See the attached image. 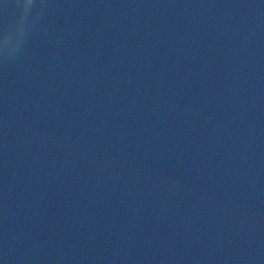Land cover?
<instances>
[{
    "label": "water",
    "instance_id": "1",
    "mask_svg": "<svg viewBox=\"0 0 264 264\" xmlns=\"http://www.w3.org/2000/svg\"><path fill=\"white\" fill-rule=\"evenodd\" d=\"M0 264H264V0H0Z\"/></svg>",
    "mask_w": 264,
    "mask_h": 264
}]
</instances>
